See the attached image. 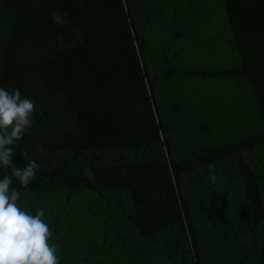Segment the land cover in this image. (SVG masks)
I'll return each mask as SVG.
<instances>
[{
  "label": "trees",
  "instance_id": "trees-1",
  "mask_svg": "<svg viewBox=\"0 0 264 264\" xmlns=\"http://www.w3.org/2000/svg\"><path fill=\"white\" fill-rule=\"evenodd\" d=\"M220 2L237 63L196 67L166 60L160 73L172 78H244L261 127L221 145H205L192 155L171 158L162 150L169 144L161 136L152 81L141 61L142 42L133 30L131 8L141 6L137 0H0L3 11L11 14L0 87L19 89L36 106L33 123L13 159L18 167L25 166L21 151H27L39 168L27 187L15 182L13 186L32 196L52 191L59 183L70 190L122 191L128 201L126 217L152 251L162 254L166 264H196V232L176 177L200 169L193 177L201 183L210 166L228 160L243 181L250 217L236 225L228 221L223 231L229 230L230 238H246L238 248V263L256 252L264 264L261 176L242 158L244 149L264 143V0ZM55 103L72 117L60 135L50 127L48 109ZM40 148L70 150L77 158L72 173L59 174L42 165ZM104 149H131L135 155L100 163ZM6 171L0 168V178ZM215 200L210 191L199 209L214 215ZM31 211L33 207L26 208Z\"/></svg>",
  "mask_w": 264,
  "mask_h": 264
},
{
  "label": "rangeland",
  "instance_id": "rangeland-1",
  "mask_svg": "<svg viewBox=\"0 0 264 264\" xmlns=\"http://www.w3.org/2000/svg\"><path fill=\"white\" fill-rule=\"evenodd\" d=\"M132 7L134 33L142 42L141 61L152 81L156 116L162 123L161 136L169 144L163 152L171 158L186 157L205 145H221L261 127L244 78L201 79L162 76L166 60L177 66L205 67L237 63L225 12L220 0H137ZM11 14L0 6V71L4 47L11 34ZM56 103L48 110L50 127L60 135L71 116ZM59 107V108H58ZM38 149L42 165L59 174L72 173L76 157L70 150ZM131 149H104L100 163L134 157ZM243 160L258 175L264 208V143L242 151ZM200 169L181 173L176 188L196 232V264H260L256 252L238 263V248L246 238H230L223 231L229 221L235 225L250 217L242 191L241 176L230 161L209 167L201 183L194 181ZM216 194V213L199 209L209 192ZM28 197L31 203L28 204ZM27 199V200H26ZM33 203V205H31ZM19 206L43 208L44 221L53 232L50 241L60 242V264H166L167 259L149 247L128 221V201L122 191L93 192L83 187L70 190L59 183L49 192L35 196L21 193ZM223 231V232H222ZM250 238L248 243L250 245Z\"/></svg>",
  "mask_w": 264,
  "mask_h": 264
},
{
  "label": "clouds",
  "instance_id": "clouds-1",
  "mask_svg": "<svg viewBox=\"0 0 264 264\" xmlns=\"http://www.w3.org/2000/svg\"><path fill=\"white\" fill-rule=\"evenodd\" d=\"M36 106L19 89L0 87V168L6 169L0 178V264H60V242L50 241L53 232L43 217L46 212L37 208L35 215L23 210L19 188L27 187L35 178L39 165L27 151V160L18 167L13 157L18 142L33 123ZM41 149V153H43Z\"/></svg>",
  "mask_w": 264,
  "mask_h": 264
}]
</instances>
